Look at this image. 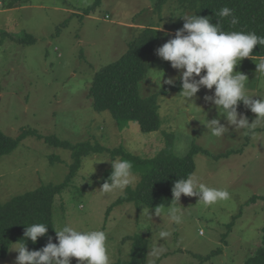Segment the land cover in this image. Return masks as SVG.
I'll return each instance as SVG.
<instances>
[{"label": "rangeland", "instance_id": "1", "mask_svg": "<svg viewBox=\"0 0 264 264\" xmlns=\"http://www.w3.org/2000/svg\"><path fill=\"white\" fill-rule=\"evenodd\" d=\"M150 2L154 4V0H0V130L16 136L31 129L72 144L121 146L143 158L155 156L167 143L181 157L193 146L205 150L206 154H194L191 175L210 188L228 191V200L206 206L198 197L182 195L180 204L174 201L160 207L158 216L155 207L130 202L114 206L107 214L125 189L105 193L100 190L101 178L107 179L111 171L107 161L119 158L91 153L82 158L69 185L54 199L55 230L68 225L79 231H104L110 263L127 259L128 237L141 235L149 238V251L165 249L156 264H244L260 246L264 227V126H258L253 136L228 125L218 117L216 107L205 102L204 97L212 93L203 87L191 101L183 98L181 90L159 95L161 126L154 132L141 131L134 121L121 128L109 111H95L88 97L95 72L117 60L130 44L133 33L119 20L137 24L146 20L174 34L182 28L174 0L160 12L147 13ZM169 32L159 33L147 54L151 66L139 84L141 97L158 92L169 78L181 85L178 70L156 55V49L174 36ZM26 35L32 42L17 41ZM259 58H244L235 69L247 75L249 94H264V75L255 76ZM238 112L250 123L256 118L242 102ZM213 118L228 127L220 137L205 126ZM70 162L69 149L26 136L0 157V203L41 185L61 183ZM133 176L132 187L140 179L138 174ZM252 197L256 200L250 202ZM172 207L180 210L179 223L168 215ZM161 230L170 236L160 238ZM14 243L0 264H15L18 253L10 250ZM148 258L147 254L146 264ZM71 264H78L77 258H71Z\"/></svg>", "mask_w": 264, "mask_h": 264}, {"label": "trees", "instance_id": "2", "mask_svg": "<svg viewBox=\"0 0 264 264\" xmlns=\"http://www.w3.org/2000/svg\"><path fill=\"white\" fill-rule=\"evenodd\" d=\"M170 0H155L154 9L160 12ZM98 3L99 0H96ZM176 8L182 15L196 14L207 17L212 24L219 23L226 31L255 32L264 36V0H174ZM223 7L233 10L238 19L236 25L230 23L231 17L219 16ZM160 31L148 27L144 28L137 37L130 41L128 49L117 60L107 64L95 72L87 94L91 100L92 108L97 111H109L111 116L124 127L128 121L137 122L143 132H154L161 126L158 112V96L171 90H181V85H165L158 92L147 97H141L139 84L145 78L151 63L147 54L153 42L159 37ZM18 42H32L26 35L17 39ZM264 56V46L256 45L252 58ZM251 57V56H250ZM28 135H35L46 143L69 149L71 162L68 172L61 183L41 185L31 191L15 195L7 201L0 203V258H4L13 242L23 243L24 230L27 225L44 223L48 232L39 237L36 243L30 239L25 241L28 250H39L52 237L56 243L55 226L53 222V204L55 197L60 194L70 183L81 166L84 156L91 153H108L112 159L130 161L132 172L138 174L140 179L137 184L127 186L124 193L119 196L107 209V214L114 206L130 202L136 206L147 207L169 206L172 201L171 189L178 179H185L195 169L194 154L207 153L205 150L193 146L185 156L173 153L170 143H167L155 156L143 158L131 154L121 146L112 149L106 148L98 142L82 141L72 144L56 136L43 137L36 134L35 130H22L16 136H10L0 130V157L12 152L18 144ZM108 175L111 171L109 170ZM104 178L101 181L104 182ZM264 201V197L262 198ZM252 197L249 201H255ZM26 225V226H25ZM232 225V222L229 226ZM131 240V250L127 259H119L110 264H146L149 251V238L135 235L128 237ZM244 264H264V227L262 228L261 244Z\"/></svg>", "mask_w": 264, "mask_h": 264}, {"label": "clouds", "instance_id": "3", "mask_svg": "<svg viewBox=\"0 0 264 264\" xmlns=\"http://www.w3.org/2000/svg\"><path fill=\"white\" fill-rule=\"evenodd\" d=\"M219 16L231 17L232 25L238 23L233 10L228 7L220 9ZM178 17L184 20L183 27L177 29L172 38L156 49V55L170 62L171 67L178 70L181 81L180 94L186 101H191L202 87L208 89L212 94L206 95L204 100L216 107L218 117H223L227 124L235 129H246L255 136L257 127L264 126V94H249L246 88L247 75L235 69L244 58H252L256 45L264 46V36H258L255 32L226 31L219 23L212 24L209 18L196 14ZM255 64V76L264 75V56ZM162 77L157 85L161 84ZM163 83L174 85V80L169 78L163 80ZM257 96L259 99L254 98ZM241 102L256 116L251 123L247 116L238 112ZM205 126L216 137L222 136L228 129L221 123L220 118L207 120ZM107 162L111 164V173L104 180L100 190L105 193L124 190L134 179L131 162L123 159ZM95 164H92L93 168ZM171 192V200L176 204H180L182 195L198 197V202L206 206L229 199L228 191L210 188L200 183L195 175L176 180ZM161 211L158 205L154 214L158 216ZM148 215L152 218L150 210ZM168 215L176 223L181 220L177 207L170 208ZM47 232L48 227L44 223L27 225L22 239L24 242L21 243L20 240L10 249L18 253L15 264H71V258H77L78 264H110L104 231H79L64 225L55 230L58 243H53L52 237L49 236V242L43 248L28 250L26 240L30 239L36 243L38 238ZM169 236V231L159 232L162 239ZM164 251L162 247H153L148 253V264H156Z\"/></svg>", "mask_w": 264, "mask_h": 264}, {"label": "crops", "instance_id": "4", "mask_svg": "<svg viewBox=\"0 0 264 264\" xmlns=\"http://www.w3.org/2000/svg\"><path fill=\"white\" fill-rule=\"evenodd\" d=\"M154 2H155V0H154ZM153 5H154V4H151V2L149 3V5L147 6V7H148V11H147V13H153V12H154ZM163 8H164V7H163ZM138 11H139V10H133L132 12H138ZM139 12H141V11H139ZM178 16H182V14L180 13ZM105 17H107V15H106ZM175 17H176V16H175ZM168 18L172 19L171 14L168 15ZM176 19H179L178 21L182 24V27H183L184 20H183L181 17H178V18H176ZM176 19H175V20H176ZM145 21H146V20H143V21L139 22V24H137V23H134V22L125 23V22L119 20L117 23H119L120 25H123V26H125V27H128V28L131 30V33H133V34L130 35V38H131L130 40H133V39L135 38V36H138L139 33H140L144 28H148V27H152V28H155V29L159 30L161 35H162L163 33H168V32H169L167 29L162 28V26H161L160 24H157V25H155V26H152V25H150V24L145 23ZM169 33H170V34H174V32H169ZM160 34H159V36H161ZM130 40H129V41H130ZM127 46H128V45H127ZM127 49H128V47H127ZM126 51H127V50H126ZM126 51H125V52H126ZM125 52H124V53H125Z\"/></svg>", "mask_w": 264, "mask_h": 264}]
</instances>
